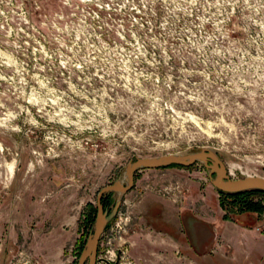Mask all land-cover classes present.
Here are the masks:
<instances>
[{
    "label": "rangeland",
    "instance_id": "rangeland-1",
    "mask_svg": "<svg viewBox=\"0 0 264 264\" xmlns=\"http://www.w3.org/2000/svg\"><path fill=\"white\" fill-rule=\"evenodd\" d=\"M203 147L264 178V0H0V264H76L127 162ZM96 256L264 264V193L140 169Z\"/></svg>",
    "mask_w": 264,
    "mask_h": 264
},
{
    "label": "water",
    "instance_id": "water-1",
    "mask_svg": "<svg viewBox=\"0 0 264 264\" xmlns=\"http://www.w3.org/2000/svg\"><path fill=\"white\" fill-rule=\"evenodd\" d=\"M200 162L207 170V177L215 190L224 193H236L245 190H258L264 193V178L260 176H244L231 179L227 169L218 156L208 148H201L188 153H167L151 157H135L126 163L123 178L101 187L95 198V215L92 227L87 235L84 246L78 258V264H95L96 248L100 234L105 225L115 216L122 196L133 186L134 173L140 169L165 168L170 165L187 167L195 162ZM108 193L115 194L110 208L103 207L104 196ZM25 264V263H16Z\"/></svg>",
    "mask_w": 264,
    "mask_h": 264
},
{
    "label": "crops",
    "instance_id": "crops-1",
    "mask_svg": "<svg viewBox=\"0 0 264 264\" xmlns=\"http://www.w3.org/2000/svg\"><path fill=\"white\" fill-rule=\"evenodd\" d=\"M193 233L196 242V248L200 249V251L211 246L214 234L209 225L197 222L195 224Z\"/></svg>",
    "mask_w": 264,
    "mask_h": 264
},
{
    "label": "trees",
    "instance_id": "trees-1",
    "mask_svg": "<svg viewBox=\"0 0 264 264\" xmlns=\"http://www.w3.org/2000/svg\"><path fill=\"white\" fill-rule=\"evenodd\" d=\"M174 166H177V165H170L168 167H174ZM251 191H258V190H245V191H240V192H236V193H224V192H220V191H217V192H219L220 194H222V195H224L226 197L233 198V201H234L236 198H238V197H240L242 195H245L246 193L251 192Z\"/></svg>",
    "mask_w": 264,
    "mask_h": 264
},
{
    "label": "flooded vegetation",
    "instance_id": "flooded-vegetation-1",
    "mask_svg": "<svg viewBox=\"0 0 264 264\" xmlns=\"http://www.w3.org/2000/svg\"><path fill=\"white\" fill-rule=\"evenodd\" d=\"M102 205H103V203H102ZM103 207H105V206L103 205ZM107 208H108V207H107ZM108 209H109V208H108ZM109 222H110V221H109ZM109 222H108V223H109ZM108 223H107V224H108ZM107 224L105 225L104 229H106ZM104 229H103V231H104ZM103 231H102V233H103ZM102 233H101V234H102ZM101 234H100V236H101ZM86 238H87V236H86ZM86 238H85V240H86ZM99 238H100V237H99ZM98 242H99V239H98ZM84 243H85V241H84ZM84 243H83V245H82V247H81V249H80V251H79V253H78L76 264H78V258H79L80 252H81V250H82V248H83V246H84ZM97 248H98V243H97ZM97 248H96V251H97ZM96 259H97V256H96ZM95 262H96V260H95ZM83 264H87V260H84Z\"/></svg>",
    "mask_w": 264,
    "mask_h": 264
},
{
    "label": "bare ground",
    "instance_id": "bare-ground-1",
    "mask_svg": "<svg viewBox=\"0 0 264 264\" xmlns=\"http://www.w3.org/2000/svg\"><path fill=\"white\" fill-rule=\"evenodd\" d=\"M227 174H228V171H227ZM195 242V241H194ZM196 245V244H195Z\"/></svg>",
    "mask_w": 264,
    "mask_h": 264
},
{
    "label": "built area",
    "instance_id": "built-area-1",
    "mask_svg": "<svg viewBox=\"0 0 264 264\" xmlns=\"http://www.w3.org/2000/svg\"><path fill=\"white\" fill-rule=\"evenodd\" d=\"M117 213V212H116Z\"/></svg>",
    "mask_w": 264,
    "mask_h": 264
}]
</instances>
